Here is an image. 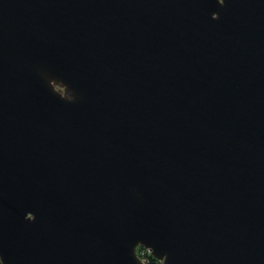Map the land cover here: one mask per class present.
Wrapping results in <instances>:
<instances>
[{
	"label": "water",
	"instance_id": "obj_1",
	"mask_svg": "<svg viewBox=\"0 0 264 264\" xmlns=\"http://www.w3.org/2000/svg\"><path fill=\"white\" fill-rule=\"evenodd\" d=\"M264 264V0H0V264Z\"/></svg>",
	"mask_w": 264,
	"mask_h": 264
},
{
	"label": "trees",
	"instance_id": "obj_2",
	"mask_svg": "<svg viewBox=\"0 0 264 264\" xmlns=\"http://www.w3.org/2000/svg\"><path fill=\"white\" fill-rule=\"evenodd\" d=\"M137 253L147 264H162L160 260L151 255L149 251L142 246L137 247Z\"/></svg>",
	"mask_w": 264,
	"mask_h": 264
}]
</instances>
